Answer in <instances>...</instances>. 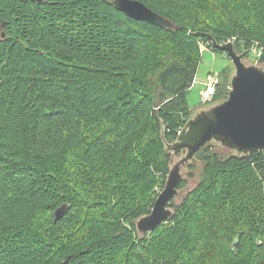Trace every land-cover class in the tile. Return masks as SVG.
Masks as SVG:
<instances>
[{"label":"trees","instance_id":"obj_1","mask_svg":"<svg viewBox=\"0 0 264 264\" xmlns=\"http://www.w3.org/2000/svg\"><path fill=\"white\" fill-rule=\"evenodd\" d=\"M140 1L174 25L113 0H0V264H264V151L206 145L173 217L136 226L170 171L163 128L174 141L192 115L196 33L264 64V0Z\"/></svg>","mask_w":264,"mask_h":264},{"label":"water","instance_id":"obj_2","mask_svg":"<svg viewBox=\"0 0 264 264\" xmlns=\"http://www.w3.org/2000/svg\"><path fill=\"white\" fill-rule=\"evenodd\" d=\"M113 3L135 19L162 27L174 25L140 0H113ZM196 35H206L215 48L226 52L231 59L234 68L230 77V90L227 98L195 110L174 141L166 139L163 128L162 139L171 154V167L165 187L159 193L151 212L136 221L141 235L154 231L173 217L175 210L171 200L180 196L182 188H179V184L186 179L187 166L199 162L197 154L203 147L214 144L238 156L264 151V64L247 63L245 58L250 50L237 51L234 41L219 43L211 34ZM191 190L187 189L180 202ZM65 210V205L56 210V220L64 215Z\"/></svg>","mask_w":264,"mask_h":264},{"label":"rangeland","instance_id":"obj_3","mask_svg":"<svg viewBox=\"0 0 264 264\" xmlns=\"http://www.w3.org/2000/svg\"><path fill=\"white\" fill-rule=\"evenodd\" d=\"M201 54H202V61H201L200 66L198 68V72L196 74L195 81L187 92V99H188V103L192 109V113L195 112V110H197L200 106H207V105L211 104L216 97L217 91H216L214 98L211 102H207V103L201 102V92L206 87L208 75L211 74L212 72H215L216 74H218L219 84L221 83L220 87L222 89L230 81V77H231V74L233 73V68H234L231 59L229 58V56H227V54L225 52L224 53L219 52V51L214 52L212 49H207V48L202 49V46H201ZM253 54L250 52L248 54V56L245 58V61L247 63H254V62L255 63H261L258 61L259 57L257 55L254 56ZM229 89H230V87H229ZM213 149H215L216 152L222 157H225L226 155L230 154L229 151L222 149L220 147H213ZM201 150H200V152H201ZM202 155H203V152L199 155L197 154L199 162L193 163V164H197L196 165L197 167L195 169H191L190 166L192 164L187 166L186 173H185V177H186L185 180H187V185L185 187H183L182 189H180L181 190L180 196L175 199V201L177 203H179L181 201L182 197L187 192V189H193L195 187V185H197V183H198V181L202 175L203 168H204V161H202L203 159L201 160L199 157V156L202 157ZM170 167H171V164H170ZM78 174H76V175L79 178H82L83 180H87L86 177H85L86 179L83 178L81 173H78ZM87 183H89V182L85 181L86 185H87ZM164 187L165 186L163 185L162 188L164 189ZM159 188H161V187H159Z\"/></svg>","mask_w":264,"mask_h":264},{"label":"built area","instance_id":"obj_4","mask_svg":"<svg viewBox=\"0 0 264 264\" xmlns=\"http://www.w3.org/2000/svg\"><path fill=\"white\" fill-rule=\"evenodd\" d=\"M227 41H234V40L228 39ZM209 44H210L209 42L208 43L202 42L201 43L202 49L204 48L211 49ZM251 50L255 56L257 55L259 57L261 55V51L257 46L254 45ZM218 84H219L218 74H216L215 72H212L211 74H209L207 78V82H206V87L201 92V102L202 103L211 102L213 100L214 95L217 91Z\"/></svg>","mask_w":264,"mask_h":264},{"label":"bare ground","instance_id":"obj_5","mask_svg":"<svg viewBox=\"0 0 264 264\" xmlns=\"http://www.w3.org/2000/svg\"><path fill=\"white\" fill-rule=\"evenodd\" d=\"M204 43H208V42H204ZM209 43L211 44V42H210V41H209ZM210 44H209V45H210ZM212 44H213V43H212ZM225 53H226V52H225ZM226 54H227V53H226ZM227 56H228V55H227Z\"/></svg>","mask_w":264,"mask_h":264}]
</instances>
